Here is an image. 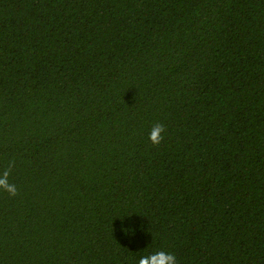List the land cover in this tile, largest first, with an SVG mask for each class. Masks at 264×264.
Segmentation results:
<instances>
[{
	"label": "trees",
	"instance_id": "16d2710c",
	"mask_svg": "<svg viewBox=\"0 0 264 264\" xmlns=\"http://www.w3.org/2000/svg\"><path fill=\"white\" fill-rule=\"evenodd\" d=\"M5 171L0 264H264V0H0Z\"/></svg>",
	"mask_w": 264,
	"mask_h": 264
},
{
	"label": "clouds",
	"instance_id": "9594fccd",
	"mask_svg": "<svg viewBox=\"0 0 264 264\" xmlns=\"http://www.w3.org/2000/svg\"><path fill=\"white\" fill-rule=\"evenodd\" d=\"M167 135L166 126L163 123H156L148 130V141L155 147L160 146ZM10 173L0 172V190L8 192L11 196L17 194V188L9 181ZM125 235L135 234L136 229L127 227L121 229ZM138 264H178L177 256L169 251L159 250L140 257Z\"/></svg>",
	"mask_w": 264,
	"mask_h": 264
}]
</instances>
